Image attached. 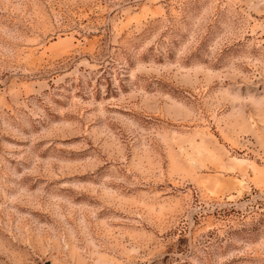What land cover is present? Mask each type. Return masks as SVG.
Instances as JSON below:
<instances>
[{"label":"rangeland","instance_id":"obj_1","mask_svg":"<svg viewBox=\"0 0 264 264\" xmlns=\"http://www.w3.org/2000/svg\"><path fill=\"white\" fill-rule=\"evenodd\" d=\"M0 264H264V0H0Z\"/></svg>","mask_w":264,"mask_h":264}]
</instances>
